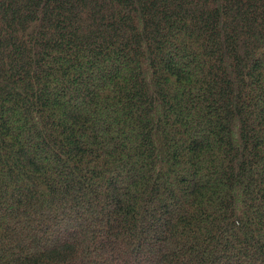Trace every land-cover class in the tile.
Segmentation results:
<instances>
[{"label": "trees", "instance_id": "trees-1", "mask_svg": "<svg viewBox=\"0 0 264 264\" xmlns=\"http://www.w3.org/2000/svg\"><path fill=\"white\" fill-rule=\"evenodd\" d=\"M0 264H264V0H0Z\"/></svg>", "mask_w": 264, "mask_h": 264}]
</instances>
